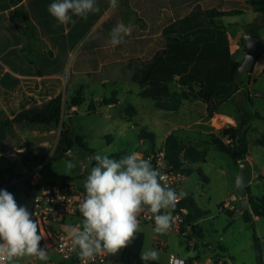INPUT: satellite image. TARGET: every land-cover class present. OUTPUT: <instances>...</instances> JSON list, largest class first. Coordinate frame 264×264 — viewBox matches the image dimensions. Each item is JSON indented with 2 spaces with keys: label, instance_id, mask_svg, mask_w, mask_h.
Instances as JSON below:
<instances>
[{
  "label": "rangeland",
  "instance_id": "374dc122",
  "mask_svg": "<svg viewBox=\"0 0 264 264\" xmlns=\"http://www.w3.org/2000/svg\"><path fill=\"white\" fill-rule=\"evenodd\" d=\"M238 17L243 19L242 16ZM220 19L221 22L227 23L229 18L224 16ZM125 69L123 66L116 82L108 81L104 85L93 83L85 86L83 88L85 101L77 108L70 109L71 116L67 112L64 114L66 125L70 126L76 135L82 137L85 147L75 144L71 154H55L61 124L59 126L28 122L15 124L7 138L0 141V189L12 193L17 204L26 207L34 188L33 181L39 180L42 184L56 182L64 177L76 175L83 166L90 171L95 161L89 165L88 158L96 153L119 159L135 152L139 157L148 159L153 150L157 151L164 144L165 136L170 130L191 123L194 126L187 128V131L191 132L189 133L191 140L207 152L205 161L190 163L192 170L181 185L187 194H193L200 206L207 210V214L199 219L204 238L201 240L194 238L199 244L202 241L214 245L221 244L226 248L225 256L229 264H261L260 258H264V217H256L249 207L244 209L248 210L251 216V219L247 220L243 216V211L238 210L241 200L236 179L240 164H237L226 151L217 147L212 140L213 136L225 138L221 129L229 125L230 121H227V117L215 115L208 124L198 126L194 121L199 115L203 118L204 108L197 104L191 106L192 103L180 95L171 97L166 101V106L161 108L159 107L161 104L154 99L142 97L137 93L139 86L129 79L130 71ZM250 71L251 66L238 73L237 82L240 87H248ZM255 80L252 79V86L249 87L251 97L243 99L240 95L226 102L224 106L238 113L240 117L244 114L252 115L247 139L253 171L258 177L252 179L249 188L251 193L260 196L264 194V145L257 144L256 138L264 134V73ZM115 90L118 92L115 93ZM245 92L246 90L243 94ZM71 94L73 93L69 92L67 97L69 98ZM114 94L120 99L115 105L103 104L96 110H89L92 101L97 102L102 97H111ZM189 107L195 111L189 110ZM144 127L156 134L154 148L151 139L140 136ZM194 129L200 132H195ZM68 162L75 164V167L68 170L66 168ZM39 166V176L33 177L30 172ZM261 174L263 176H259ZM234 194L237 196L236 199H233ZM228 209H232V212L229 213ZM138 218H141V214ZM153 222L140 221L145 235L142 249L157 250L160 253L159 260L165 261H168L170 251L183 257L188 252H193V249L188 248L186 235H180L172 229L164 235L153 234L151 232ZM154 240L161 241L167 247L164 249L155 247ZM257 244L260 245L261 251L258 250ZM47 252L48 260L55 262L62 260V256L50 244ZM29 258L32 257L18 258L14 264L25 263ZM35 261L37 264H45L38 259Z\"/></svg>",
  "mask_w": 264,
  "mask_h": 264
},
{
  "label": "crops",
  "instance_id": "0c3cea01",
  "mask_svg": "<svg viewBox=\"0 0 264 264\" xmlns=\"http://www.w3.org/2000/svg\"><path fill=\"white\" fill-rule=\"evenodd\" d=\"M52 2L54 0H0L2 114L13 116L26 107L42 104L59 94L68 96L69 92L74 93L93 83L104 85L108 81L116 82L123 66L125 70L130 71L129 79L133 81L134 73L166 47L167 38L163 34V28L189 14L198 4L203 8L216 7L221 10L244 9L241 14L225 16L229 18L224 24L228 27L230 45L236 59H244L246 51L241 38L245 32H252L261 37L256 52L258 57L251 67L248 87H240L233 96L222 103L220 111L215 115L227 117L230 124L237 126L239 114L225 108L224 104L240 95L246 99L247 96L243 94L245 90L249 91L251 97L249 87L252 86V79L257 80L264 73V13L256 11L248 0H127L129 8L127 17L123 14L122 0H118V7L115 9L109 7V0H96L100 11L89 14L86 20L73 16L75 25H59L47 11L48 5ZM131 11L134 12L133 15L130 14ZM134 15L142 18L144 23L137 21ZM238 16H242L243 19ZM117 23L130 24L132 32L124 43L113 47L108 44V34ZM169 84L171 90L176 92L172 97L180 95L187 102H191V106L197 104L204 108L195 99L183 95L180 92V85L175 80ZM117 98V102L110 104L118 103L120 100L118 95ZM169 99L155 101L161 104L159 107L164 108ZM188 109L194 110L192 107ZM215 115L212 118H215ZM212 118H206L204 113L203 118L199 115L194 123L201 127L208 124ZM192 126L194 124L188 123L185 127L182 124L173 128L166 134L165 139L170 132L177 131L187 142L199 147V144L191 140L189 134L191 132L187 131V128L190 129ZM196 129L195 132H200ZM247 157L252 162L249 154ZM81 169L70 177L79 178ZM203 238L204 235L199 236V240ZM161 244H163L161 241L154 240L155 247L163 249L167 247L165 244L161 247ZM209 244L211 243L207 241L199 244L198 241L195 250L188 252L184 257L191 258L199 254L201 258H205L210 252ZM47 246L49 248L48 243ZM123 249L115 255L110 254V260L105 264L116 262L123 264L121 262ZM171 252L173 251L168 252V258ZM35 260L36 258L32 257L27 262L37 264ZM49 261L53 260H48L45 264ZM158 261L168 262L159 259ZM57 262L67 264L61 260Z\"/></svg>",
  "mask_w": 264,
  "mask_h": 264
},
{
  "label": "trees",
  "instance_id": "16d2710c",
  "mask_svg": "<svg viewBox=\"0 0 264 264\" xmlns=\"http://www.w3.org/2000/svg\"><path fill=\"white\" fill-rule=\"evenodd\" d=\"M126 1L122 0L124 17H127V13H129ZM248 3L259 13H264V0H248ZM243 12L242 8L221 10L216 7L203 8L198 4L186 16L167 24L163 28V34L167 38L166 47L158 51L133 75V81L139 86V95L154 100L169 99L176 93L171 90L169 84L170 81L175 80L181 87L180 92L186 97L195 99L198 104L204 107L206 118H212L220 111L222 103L240 88L237 75L242 60L234 57L227 33L228 27L220 22V18ZM130 14L133 15L134 12L131 11ZM134 16L137 21L144 23L142 18ZM241 40L244 51H246L244 36ZM257 57L258 54L255 55L252 65ZM245 95L249 97V91H246ZM84 101L83 89H78L69 98L59 94L42 104L26 107L13 116L0 113V141L7 138L15 124L24 122L48 126L61 124L55 154H66V151L72 149L75 144L85 147L82 137L76 135L63 119L66 112L71 116L70 109L78 107ZM117 101V94L111 97H102L97 102L92 101L89 110H96L98 106ZM251 118L250 114L238 117L237 126L229 124L221 129L225 138L213 136L212 139L217 147L226 151L237 164L249 154L247 133ZM140 136L151 139L153 148L155 147L156 134L153 131L144 127ZM256 143L264 145V134L256 138ZM162 146L165 148L169 163L187 174L192 170L190 163L206 160V150L187 142L177 131L170 132ZM154 153H156L155 150H153ZM151 163L154 162L151 161ZM41 185L43 184L39 182L34 187ZM248 195L254 215L264 217V194L254 195L248 185ZM182 207L188 210L184 215V229L189 228L193 233L202 237L203 227L200 225L199 219L207 214V210L200 206L193 194H187L185 198L181 199L172 212H176ZM26 208L31 213L30 208L28 206ZM228 212L231 213L232 209H228ZM242 213L247 220L251 219L248 210H243ZM33 219L35 220L34 217ZM38 234H41L39 224ZM143 243L144 234L140 232L137 238L123 249L121 262L123 264H144L140 259ZM41 246H46V250H48L45 239L41 241ZM223 250L225 251L226 248ZM260 262L264 264L263 257L260 258ZM148 264L168 263L155 260L149 261Z\"/></svg>",
  "mask_w": 264,
  "mask_h": 264
},
{
  "label": "clouds",
  "instance_id": "9594fccd",
  "mask_svg": "<svg viewBox=\"0 0 264 264\" xmlns=\"http://www.w3.org/2000/svg\"><path fill=\"white\" fill-rule=\"evenodd\" d=\"M110 8L118 7V0H109ZM59 25H75L73 16L87 19L100 11L96 0H54L47 7ZM132 26L117 23L109 31L108 44L115 47L130 36ZM88 175L83 181L85 195L78 205L82 220L79 226L65 228L68 251L75 253L81 264L94 262L97 256L115 255L129 246L142 231L138 219L143 212L152 214L153 234L164 235L172 227V210L180 199L187 196L177 192L167 183L149 159L135 152L112 158L96 153ZM75 164L68 162L71 170ZM67 174V172L65 173ZM45 237L38 234V222L25 206H19L12 193L0 189V264H14L18 258L34 257L48 261ZM160 253L152 248L142 249L140 259L144 264L158 260Z\"/></svg>",
  "mask_w": 264,
  "mask_h": 264
},
{
  "label": "built area",
  "instance_id": "2783aa9c",
  "mask_svg": "<svg viewBox=\"0 0 264 264\" xmlns=\"http://www.w3.org/2000/svg\"><path fill=\"white\" fill-rule=\"evenodd\" d=\"M72 149H68L66 154H71ZM153 161V166L158 168L163 176V183H167L174 190L179 192L183 190L181 187L184 178L188 175L187 172L174 168L166 158V151L161 146L156 153L149 158ZM39 169L36 168L30 174L33 177L39 176ZM89 171L86 166H83L80 171L79 178L64 177L59 181L46 183L40 187H34L32 190L31 199L28 207L30 208L33 217L38 222L40 232L45 237L47 243L54 248L62 256V262L67 264H81L80 259L75 253L68 251L69 243L66 239L65 228L70 226H79L82 216L79 212L78 205L85 195L83 181ZM39 183L33 181L35 185ZM184 191V190H183ZM236 199V196H233ZM181 200V199H180ZM179 200V201H180ZM229 204V202H226ZM188 212L187 208L182 207L176 212H172L174 223L171 227L178 234L186 235L188 238V248H196L199 236L193 233L189 228L184 229V215ZM139 220L153 221L152 214L148 212L141 213ZM194 236L192 237V235ZM197 239H195V238ZM210 252L205 258L196 254L191 258H185L175 252H171L168 258V264H229L225 256V251L221 244H209ZM110 260V254L97 256L94 262L89 264H105ZM21 264H33L30 262ZM47 264H59V262L49 261ZM115 264H120L116 262Z\"/></svg>",
  "mask_w": 264,
  "mask_h": 264
},
{
  "label": "water",
  "instance_id": "95a60500",
  "mask_svg": "<svg viewBox=\"0 0 264 264\" xmlns=\"http://www.w3.org/2000/svg\"><path fill=\"white\" fill-rule=\"evenodd\" d=\"M243 36L247 50L244 59L239 66V72L245 71L252 65L261 40V37L258 34L252 32H245ZM239 164L240 171L236 179V186L240 193L241 203L238 210L243 211L244 209H248L250 207L248 185L253 178L258 177V174L254 173L253 164L248 157L241 159ZM257 248L261 251L259 244H257Z\"/></svg>",
  "mask_w": 264,
  "mask_h": 264
}]
</instances>
